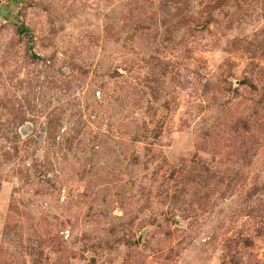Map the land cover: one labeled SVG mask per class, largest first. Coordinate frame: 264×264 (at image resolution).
<instances>
[{"label": "rangeland", "instance_id": "1", "mask_svg": "<svg viewBox=\"0 0 264 264\" xmlns=\"http://www.w3.org/2000/svg\"><path fill=\"white\" fill-rule=\"evenodd\" d=\"M0 264H264V0H0Z\"/></svg>", "mask_w": 264, "mask_h": 264}]
</instances>
